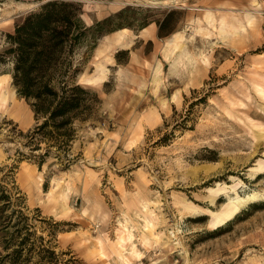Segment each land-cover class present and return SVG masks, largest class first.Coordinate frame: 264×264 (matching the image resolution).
Listing matches in <instances>:
<instances>
[{
	"label": "rangeland",
	"instance_id": "374dc122",
	"mask_svg": "<svg viewBox=\"0 0 264 264\" xmlns=\"http://www.w3.org/2000/svg\"><path fill=\"white\" fill-rule=\"evenodd\" d=\"M42 1L0 0V50ZM80 1L86 23L128 25L117 42L106 33L77 48L76 80L99 101L73 122L68 148L53 147L41 165L45 143L25 144L34 112L0 63V189L11 194L9 205L0 199V256L20 208L75 264H264V0ZM206 7L236 32L220 37L202 21ZM169 12L170 32L159 35ZM198 19L210 33L196 31ZM179 29L181 47L164 57L162 42ZM99 62L106 76L92 81ZM233 189L260 196L214 227L210 213Z\"/></svg>",
	"mask_w": 264,
	"mask_h": 264
},
{
	"label": "trees",
	"instance_id": "16d2710c",
	"mask_svg": "<svg viewBox=\"0 0 264 264\" xmlns=\"http://www.w3.org/2000/svg\"><path fill=\"white\" fill-rule=\"evenodd\" d=\"M82 6L80 0L44 1L6 33V45L0 50V63L11 64L12 84L36 118L35 126L25 134V144L38 149L45 143V151L37 155L40 165L53 147L68 148L74 136L73 122L84 119L99 101L95 92L76 80L79 65L74 64L73 56L77 48L85 44L91 49L100 36L128 25L114 21V16L86 23ZM171 13L158 22L159 35L170 32L166 24ZM0 199L5 205L11 202L5 186H1ZM11 213L18 219L5 223L10 237L3 244L7 251L0 256L2 264H75L73 253L56 252L50 239L35 235L22 209H12ZM9 225L12 231H8Z\"/></svg>",
	"mask_w": 264,
	"mask_h": 264
},
{
	"label": "bare ground",
	"instance_id": "6f19581e",
	"mask_svg": "<svg viewBox=\"0 0 264 264\" xmlns=\"http://www.w3.org/2000/svg\"><path fill=\"white\" fill-rule=\"evenodd\" d=\"M244 17H245V20H246L247 23L251 22L252 15H251L250 12H246ZM202 21L207 22L210 25H215L216 24V29H217L218 34L220 35V37L225 36L228 32L234 33V32H236V29L238 28V24L236 25L232 21L226 20V17L223 14H221L219 16H216L215 13L212 12L211 10H205V12L203 13ZM196 23L199 25L198 27H196V31L199 30V31H201L202 33H205V34L210 33L209 31H203V26L200 25L201 22H200L199 19L196 20ZM125 32H126V28H120V29L114 31L113 41L117 42V41L121 40L123 38V35L125 34ZM183 36H184V30L183 29L175 30L174 32L171 33V35L168 38H166L162 42L161 49H162V54H163L164 57L170 55L176 48H180L181 47L180 43H181V40H182ZM98 51L99 50H97V52ZM181 56H186V53H183ZM178 59H179V56H177V58L172 61L171 66H170L171 69L176 66V63H177ZM159 63L160 62H158L157 66L155 67L156 70L159 68L158 67ZM97 68L98 69H97V72H96V76L91 78L92 81L102 80L106 76L108 68L105 67L104 63L102 64V63L99 62L97 64ZM155 79H156V77H155ZM259 196H260V193H258L256 191L247 193L246 195H241L237 191L234 190V195L233 196H229V197L227 196L228 201L226 203H224V205L222 206L221 209H219V210L216 209V211L212 210V212L210 213L212 224L214 225V227H216L218 225L221 226V224L224 221H226L227 219L231 218L239 210V208L241 206H243L244 204H246L249 201L257 199V197H259ZM194 212H195V210H194ZM174 224H175L176 230L179 231L178 224H177L176 220H175ZM124 228H126V227H124ZM183 252L185 253L186 256H188L189 252L187 251V249L185 247H183ZM132 253H134V252H132Z\"/></svg>",
	"mask_w": 264,
	"mask_h": 264
},
{
	"label": "crops",
	"instance_id": "0c3cea01",
	"mask_svg": "<svg viewBox=\"0 0 264 264\" xmlns=\"http://www.w3.org/2000/svg\"><path fill=\"white\" fill-rule=\"evenodd\" d=\"M207 8V10H211L212 12H214L215 13V15L216 16H219V15H221V14H224L225 16H226V20H228L229 21V19L227 18V14L226 13H219V12H217L216 10H214V9H212L211 7H206ZM252 15V17H253V14H251ZM111 34V35H110ZM107 37L109 36V38H113L112 36H114L112 33H108V35H106ZM111 36V37H110ZM125 36V35H124Z\"/></svg>",
	"mask_w": 264,
	"mask_h": 264
},
{
	"label": "water",
	"instance_id": "95a60500",
	"mask_svg": "<svg viewBox=\"0 0 264 264\" xmlns=\"http://www.w3.org/2000/svg\"><path fill=\"white\" fill-rule=\"evenodd\" d=\"M44 1H46V0H43L42 3H43Z\"/></svg>",
	"mask_w": 264,
	"mask_h": 264
}]
</instances>
